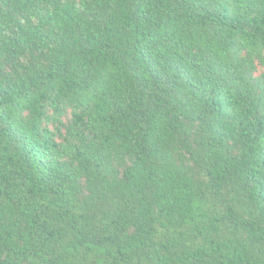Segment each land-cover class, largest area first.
I'll list each match as a JSON object with an SVG mask.
<instances>
[{"label": "trees", "instance_id": "1", "mask_svg": "<svg viewBox=\"0 0 264 264\" xmlns=\"http://www.w3.org/2000/svg\"><path fill=\"white\" fill-rule=\"evenodd\" d=\"M0 264H264V0H0Z\"/></svg>", "mask_w": 264, "mask_h": 264}]
</instances>
